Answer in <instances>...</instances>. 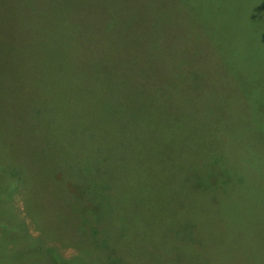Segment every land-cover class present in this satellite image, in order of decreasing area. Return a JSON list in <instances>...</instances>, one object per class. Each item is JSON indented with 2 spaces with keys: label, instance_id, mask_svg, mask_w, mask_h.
<instances>
[{
  "label": "rangeland",
  "instance_id": "obj_1",
  "mask_svg": "<svg viewBox=\"0 0 264 264\" xmlns=\"http://www.w3.org/2000/svg\"><path fill=\"white\" fill-rule=\"evenodd\" d=\"M196 1L187 2L191 13L201 9ZM205 1L213 16L232 0ZM119 2L123 35H134L128 12L141 0ZM242 2L256 37L264 13L251 16L264 0ZM6 6L0 0V264H264V115L253 114L248 128L238 115L244 98L227 103L228 62L205 64L198 81L207 91H194L187 56L166 70L158 54L146 61L134 53L129 69L110 58L80 80L96 101L88 109L105 102L117 121L95 116L94 128H63L64 67L27 59L15 19L2 22ZM145 67L151 80L137 79ZM157 86L160 100L151 95ZM181 96L194 107L171 101ZM203 99L220 113L198 114Z\"/></svg>",
  "mask_w": 264,
  "mask_h": 264
},
{
  "label": "trees",
  "instance_id": "obj_2",
  "mask_svg": "<svg viewBox=\"0 0 264 264\" xmlns=\"http://www.w3.org/2000/svg\"><path fill=\"white\" fill-rule=\"evenodd\" d=\"M3 1L7 6L1 10L4 15L2 22L8 25L15 19L19 44L26 48L27 59H32L34 64H59L64 67L66 118L63 128H94L95 116L104 125L110 120L117 121L112 117L114 108L104 105L105 102L98 109H88L96 105V101L86 100L90 95L83 88L89 91L90 85H81L80 73L93 65L108 63L110 58L115 67L122 65L129 69L135 63L132 60L137 52H143L146 61L158 54L165 70L167 66L177 64L173 61L176 55L181 63L186 61L187 56L193 62V65H187V73L190 78H196L190 81L194 91L205 90L198 81L203 76L205 64L212 67L217 59L226 60L228 64L221 72L227 73V80L221 89L227 91V103L235 104L236 93L244 98L238 115L243 117L248 128L253 114L264 115V25L259 33L256 28L260 25L256 22L253 28L257 35L249 37L250 29L244 23L247 19L242 14V0L226 3L227 6L219 12L214 11L213 16L203 11L207 4L205 0H197L195 5L199 4L201 9L195 8L192 13L191 9H187L189 0H141L140 9L129 8L128 18L132 21L127 23L135 34L128 36L122 31L126 23L120 0L114 3H111L112 0ZM11 3H15L12 9L9 7ZM259 11L263 18L262 4L254 8L253 20L260 18ZM24 25L32 26V31L20 33ZM191 25L192 31H189ZM135 40L138 44L134 43ZM130 47L133 48L132 53ZM247 72L256 74L262 81L259 79L255 84L244 81L242 73ZM207 75L214 76L216 73L207 71ZM150 76L152 69L139 68L137 79L151 80ZM162 86L151 88V95L159 100L165 95ZM209 92L219 93L212 89ZM213 98L216 97L213 95ZM171 101L178 103L183 110L194 107L190 97L181 96ZM171 101L169 103L174 107ZM205 103L203 99L195 104L199 106L196 108L203 118L201 110L204 108L213 110L214 114L220 113L215 101L210 100L209 105ZM203 121L206 127L214 122ZM258 167L264 175V164Z\"/></svg>",
  "mask_w": 264,
  "mask_h": 264
}]
</instances>
